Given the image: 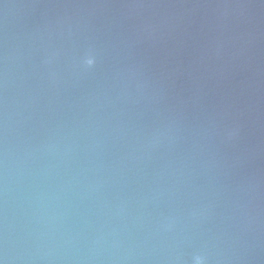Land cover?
<instances>
[{"label": "water", "instance_id": "obj_1", "mask_svg": "<svg viewBox=\"0 0 264 264\" xmlns=\"http://www.w3.org/2000/svg\"><path fill=\"white\" fill-rule=\"evenodd\" d=\"M197 258L264 264V0H0V264Z\"/></svg>", "mask_w": 264, "mask_h": 264}, {"label": "clouds", "instance_id": "obj_2", "mask_svg": "<svg viewBox=\"0 0 264 264\" xmlns=\"http://www.w3.org/2000/svg\"><path fill=\"white\" fill-rule=\"evenodd\" d=\"M92 63H93V61H92V60H88V61H87V64H88V66H89V67H91V66H92ZM196 264H201V262H200L199 258H197V262H196Z\"/></svg>", "mask_w": 264, "mask_h": 264}]
</instances>
